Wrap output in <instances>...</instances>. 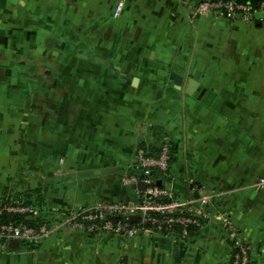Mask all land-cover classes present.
I'll return each instance as SVG.
<instances>
[{
    "label": "crops",
    "instance_id": "1",
    "mask_svg": "<svg viewBox=\"0 0 264 264\" xmlns=\"http://www.w3.org/2000/svg\"><path fill=\"white\" fill-rule=\"evenodd\" d=\"M115 3L31 0L48 57L0 61V207L54 222L141 202L137 149L157 156L168 140L155 184L198 224L133 235L63 224L38 243L0 240V264H231L235 236L248 264H264V8L226 19L181 0H124L118 14Z\"/></svg>",
    "mask_w": 264,
    "mask_h": 264
},
{
    "label": "built area",
    "instance_id": "2",
    "mask_svg": "<svg viewBox=\"0 0 264 264\" xmlns=\"http://www.w3.org/2000/svg\"><path fill=\"white\" fill-rule=\"evenodd\" d=\"M183 4L194 9V13H212L216 17L233 19L235 17L251 18L256 8L249 2H237L235 0H201L193 4L192 0H181ZM124 0H116L115 14L123 7ZM260 8H264V0L259 3ZM170 155V145L168 140H163L157 156L150 155L137 149V165L142 172L141 181L146 188L143 198L138 203H109L99 202L85 207H73L64 211L62 221L47 220L37 223L35 226H28L23 222L0 223V240L16 238L23 242L38 243L45 236L56 231L63 224L74 228L82 229L87 233L107 232L111 234L133 235L150 231L149 225L155 229H164L168 233L173 231L174 224L187 225L196 223V219L184 215V211L189 210V202L175 201L169 198L165 188L155 184L153 170L158 168L162 171L167 170ZM125 182H136L134 176H124ZM256 185L264 186V176L259 177ZM206 201V199H202ZM2 211L17 212L26 214V217L33 216L38 218V209L22 206L0 207ZM157 213L158 216L152 215ZM112 216L120 217V221L114 223L109 218ZM130 222V223H129ZM186 233L185 230L182 231ZM233 260L231 264H248L249 245L241 236H235L232 240Z\"/></svg>",
    "mask_w": 264,
    "mask_h": 264
},
{
    "label": "rangeland",
    "instance_id": "3",
    "mask_svg": "<svg viewBox=\"0 0 264 264\" xmlns=\"http://www.w3.org/2000/svg\"><path fill=\"white\" fill-rule=\"evenodd\" d=\"M39 20L41 17L33 13L31 0H0V53L4 51L0 54V61L8 69L17 67L18 63H23L24 67L28 64L46 65L47 45L41 38L44 25ZM54 44L61 47L60 40L50 42V46ZM27 218L34 219L33 216Z\"/></svg>",
    "mask_w": 264,
    "mask_h": 264
},
{
    "label": "trees",
    "instance_id": "4",
    "mask_svg": "<svg viewBox=\"0 0 264 264\" xmlns=\"http://www.w3.org/2000/svg\"><path fill=\"white\" fill-rule=\"evenodd\" d=\"M235 1H237V2H249L253 5L254 8H257V7H259V3L262 0H235ZM154 173L156 174V171L153 170V174ZM152 215L158 216L157 213H152ZM26 216H27L26 214H21V213H17V212L2 211V213H0V223H6V222H10V221L13 223L23 222L28 226H35L36 227L38 222L41 223V222L45 221L44 219L39 218V217L34 218V219H28ZM109 219L111 221H113L114 223H116L117 221H120V217H118V216H112ZM36 221H38V222H36ZM173 228H174V230L176 228L179 229L180 226L176 223V224H174ZM187 230H192V229L189 226V227H187ZM26 242H28V241H26Z\"/></svg>",
    "mask_w": 264,
    "mask_h": 264
},
{
    "label": "water",
    "instance_id": "5",
    "mask_svg": "<svg viewBox=\"0 0 264 264\" xmlns=\"http://www.w3.org/2000/svg\"><path fill=\"white\" fill-rule=\"evenodd\" d=\"M175 74H172V77L174 78ZM175 79V78H174ZM140 187L142 190H145V183L144 182H140L139 183ZM9 243L11 244L12 247H17L19 245V240L16 238L10 239Z\"/></svg>",
    "mask_w": 264,
    "mask_h": 264
}]
</instances>
